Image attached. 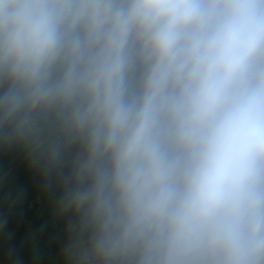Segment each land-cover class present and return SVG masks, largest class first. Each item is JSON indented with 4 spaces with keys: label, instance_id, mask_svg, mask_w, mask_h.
Segmentation results:
<instances>
[{
    "label": "clouds",
    "instance_id": "9594fccd",
    "mask_svg": "<svg viewBox=\"0 0 264 264\" xmlns=\"http://www.w3.org/2000/svg\"><path fill=\"white\" fill-rule=\"evenodd\" d=\"M17 146L59 264H264V0H0Z\"/></svg>",
    "mask_w": 264,
    "mask_h": 264
},
{
    "label": "crops",
    "instance_id": "0c3cea01",
    "mask_svg": "<svg viewBox=\"0 0 264 264\" xmlns=\"http://www.w3.org/2000/svg\"><path fill=\"white\" fill-rule=\"evenodd\" d=\"M53 184L27 148L0 151V264H59L70 214L58 215Z\"/></svg>",
    "mask_w": 264,
    "mask_h": 264
}]
</instances>
